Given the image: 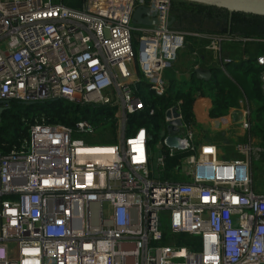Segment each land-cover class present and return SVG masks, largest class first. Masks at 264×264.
I'll return each instance as SVG.
<instances>
[{"label": "built area", "instance_id": "obj_1", "mask_svg": "<svg viewBox=\"0 0 264 264\" xmlns=\"http://www.w3.org/2000/svg\"><path fill=\"white\" fill-rule=\"evenodd\" d=\"M78 1L0 0V101L79 106L73 123L36 118L19 148L0 151V264H264V194L251 168L260 149L247 134L238 157H220L166 77L187 35L206 38L225 72L224 44L264 38L175 29L173 0ZM140 7L158 22L134 23ZM254 62L264 94V50ZM147 94L171 100L158 136L132 126L157 112ZM235 118L251 130L250 107ZM169 135L182 147L167 146ZM183 234L198 248L180 244Z\"/></svg>", "mask_w": 264, "mask_h": 264}, {"label": "trees", "instance_id": "obj_2", "mask_svg": "<svg viewBox=\"0 0 264 264\" xmlns=\"http://www.w3.org/2000/svg\"><path fill=\"white\" fill-rule=\"evenodd\" d=\"M175 1L176 0L172 1L171 9V14L176 19L173 24V28L175 29L208 32L200 27L206 22L221 21L225 24L226 29L223 30L224 32H230L240 36L264 38V16L234 12L230 19V13L222 8L188 1H180V4L177 5ZM64 2L71 7L80 6V1L78 0H64ZM186 6H190L191 8L188 10ZM185 19L191 24L189 27L184 26ZM210 31L221 32L216 29H210ZM255 78L259 80L260 85V70ZM215 82L216 84H213V86L217 87L213 88H218L219 98H216L215 102L217 105L212 115H223L230 106L236 105L241 96V89L245 91L249 99H253L255 96L254 92L250 91L247 78L244 75H233L231 78L224 74L220 78L216 77ZM191 90L192 89L185 91L181 97L183 99V109L187 117H190L188 114V108L192 103ZM149 97L151 96L147 94L146 98ZM259 98L264 101L263 95L259 96ZM150 101H152L157 108L156 114L150 115L149 113H144L142 116L134 117L131 121L132 126H146L153 133L159 134L164 126V112L170 104V99L153 95L152 99L150 98ZM7 107L8 109L4 111L2 121L0 122L1 152H8L14 147L19 148L28 136V125L34 122L36 118L43 117L46 121L52 123L61 122L64 124H71L78 119L77 113L79 110V106L64 101H55L41 105H24L12 101ZM253 125L254 124H252V127ZM113 126L115 127L116 125ZM116 141L114 134L108 138L102 139V142L108 143H115ZM173 163V161H170L169 166H172ZM185 236L186 235L184 234L181 235L182 242H180V244L186 245L190 249H197L199 243L187 242V240L184 239Z\"/></svg>", "mask_w": 264, "mask_h": 264}, {"label": "crops", "instance_id": "obj_3", "mask_svg": "<svg viewBox=\"0 0 264 264\" xmlns=\"http://www.w3.org/2000/svg\"><path fill=\"white\" fill-rule=\"evenodd\" d=\"M225 26L222 25L219 29L221 32L214 31L215 33H224ZM217 30V29H216ZM212 31L200 32L202 34L214 33ZM259 38V37H257ZM262 39V38H261ZM186 48L179 52V56L174 64V66L167 72V79H170L169 87H176L174 84L176 81L180 82L182 80H187V86H191V105L188 108V114L193 120V127L200 137L209 139L220 147L228 146L236 142V139L240 136L241 140L247 139V134L249 130H245L240 123L236 121L235 111L237 109H242L245 107H250L252 115L255 112L254 100L259 98V96L264 94L260 90L259 80L255 78L256 72H259V67L257 68L253 65L250 60L255 61V58L260 55L264 50V43L258 41L247 42L246 45L242 43H226L223 46V56L230 57L233 62L236 63V67L233 71L228 69V64L226 65V72L221 70L218 66V56L214 51L208 49V40L204 37L187 35L186 37ZM247 46V48H246ZM246 49H245V48ZM191 49L192 51H187ZM239 49V50H238ZM245 49L246 51H244ZM246 62V68L239 70V62ZM196 70L203 72H211V77L208 80H201L197 78ZM252 72L249 76L248 73ZM227 75L233 77V75H244L247 78V83L249 85L250 91L254 92L255 96L253 99H249L248 95L243 89L240 90L241 96L239 97L238 103L236 105L230 106L223 115H212L214 109H216V98L218 97V88H213L216 84V77H221L222 75ZM186 79H185V78ZM240 87V86H239ZM241 88V87H240ZM169 88L170 95L174 96L176 99H181L182 95L185 93L186 88L176 87L174 90L175 95L172 94V90ZM182 92V93H180ZM180 93V94H179ZM261 98V97H260ZM259 98V99H260ZM218 120L220 124H218ZM254 117L252 116V123ZM246 134V135H245ZM113 134H110L112 136ZM158 136V134H155ZM220 135V139H214ZM116 137V135L114 134ZM117 140V139H116ZM117 142V141H116Z\"/></svg>", "mask_w": 264, "mask_h": 264}, {"label": "rangeland", "instance_id": "obj_4", "mask_svg": "<svg viewBox=\"0 0 264 264\" xmlns=\"http://www.w3.org/2000/svg\"><path fill=\"white\" fill-rule=\"evenodd\" d=\"M180 1H185V0H176L175 2H176L177 5H179ZM186 7L188 8V10L191 8L190 6H186ZM181 8H183V7H181ZM189 25H191V24L188 22L187 19H185L184 26L189 27ZM222 25L225 26V24H223L221 21H219V22H210V23L206 22L200 28H203L206 31H210V29L219 30ZM207 29H209V30H207ZM186 31H188V30H186ZM188 32H190V33H200V32H197V30L188 31ZM246 44L247 43H244L243 45H246ZM185 46H186V44H185ZM185 48L186 47L182 48L181 50H184ZM246 48H247V46H246ZM245 49H243V50L246 51ZM187 51L189 52V51H192V50L187 48ZM178 56H179V53H178ZM250 62L258 68L257 64L254 61L250 60ZM242 63L243 64H241V61L239 62V68H238L239 70H242V69L246 68V64L247 63L246 62H242ZM235 67H236V63L235 62H231V63L228 64V69H230L231 71H233L235 69ZM251 73L252 72L250 71L248 73V75L250 76ZM256 75H258V72H256ZM256 75H253V76L256 77ZM167 81H168V84H170V82H169L170 79L169 80L167 79ZM187 83H188L187 80H182L180 82L176 81L174 84L176 85V87H183L184 86V88H186L185 90H189V89L193 88L190 85L186 87L185 85H187ZM176 87H171L170 86V88H171L170 90L173 91L172 92L173 95L176 94V93H174V90H175ZM168 92H169V90H168ZM180 93H182V92H180ZM152 97H149V100ZM162 97L163 98H169L168 95L167 96L163 95ZM254 103H255V112L252 115L254 117V120H253L254 125H253L251 131L249 130L250 131L249 134H251V138L253 139L254 146L258 147L260 149V151H259L260 153H258L255 156H253L252 160H251L252 180H253V186H254L255 190L257 192H259V193H263L264 194V101L259 99V98H257L256 100H254ZM240 136H243V134L239 135V138L236 139V142L238 140H240ZM97 137L99 138L98 139L99 141H102V139L107 137V136L102 133V134H97ZM214 139H220V135H218ZM235 143H233L231 145L229 144L228 146L220 147V149H221L220 157H222V158H226V157L227 158H236V157H238L239 154L235 150ZM218 145H220V144H218ZM156 150H159V149H156ZM160 173H162V179H165L164 172L162 170H160ZM180 239H181V237H180ZM184 239H185V237H184ZM165 242L166 243H168V242L170 243V241H168V240H166Z\"/></svg>", "mask_w": 264, "mask_h": 264}, {"label": "water", "instance_id": "obj_5", "mask_svg": "<svg viewBox=\"0 0 264 264\" xmlns=\"http://www.w3.org/2000/svg\"><path fill=\"white\" fill-rule=\"evenodd\" d=\"M190 2H195L199 4H204L212 7H218L227 10L230 13V19L234 12H242L246 14H254L258 16H264V0H185ZM148 10L146 7L137 8L133 15V21L139 25H154L158 22L156 18H150L148 16ZM175 17L172 15L169 21V25H172L175 22ZM197 78L201 80H208L211 77V72H203L196 70ZM8 101H0V122L2 121V115L4 111L8 109L6 104ZM175 111V116L177 112ZM167 116H170V112H167ZM181 121L176 120L168 127L172 134H175L179 130ZM165 144L169 147H178L181 148L183 143L180 138L174 136H168L165 139Z\"/></svg>", "mask_w": 264, "mask_h": 264}]
</instances>
